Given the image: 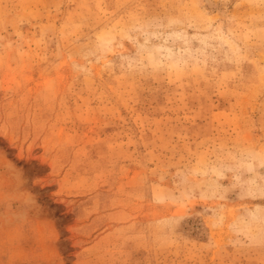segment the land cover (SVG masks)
<instances>
[{
    "label": "rangeland",
    "instance_id": "rangeland-1",
    "mask_svg": "<svg viewBox=\"0 0 264 264\" xmlns=\"http://www.w3.org/2000/svg\"><path fill=\"white\" fill-rule=\"evenodd\" d=\"M0 264H264V0H0Z\"/></svg>",
    "mask_w": 264,
    "mask_h": 264
}]
</instances>
